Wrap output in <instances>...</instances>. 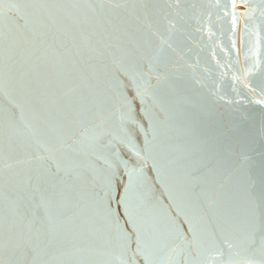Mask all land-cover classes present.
Returning <instances> with one entry per match:
<instances>
[{"label": "water", "instance_id": "95a60500", "mask_svg": "<svg viewBox=\"0 0 264 264\" xmlns=\"http://www.w3.org/2000/svg\"><path fill=\"white\" fill-rule=\"evenodd\" d=\"M25 1L0 5V264H264V0Z\"/></svg>", "mask_w": 264, "mask_h": 264}, {"label": "bare ground", "instance_id": "6f19581e", "mask_svg": "<svg viewBox=\"0 0 264 264\" xmlns=\"http://www.w3.org/2000/svg\"><path fill=\"white\" fill-rule=\"evenodd\" d=\"M55 1H58V0H55ZM32 5H35V3H34V0H27V1H25V2H23V4H20V6H24V9H25V7H27V6H32ZM158 4H156V6H157ZM109 6V5H108ZM10 7H12V8H18V9H20V10H22L23 12H25L26 10H24V9H22V8H20V7H18V6H15V5H13V6H10ZM9 7V8H10ZM28 8V7H27ZM30 15H32L31 14V12H30ZM60 16V15H59ZM47 18V20L45 21V22H53L54 20L56 21V20H58V18H56V19H54V18H52L51 16L50 17H46ZM32 19H33V17H32ZM30 20V19H29ZM54 23V22H53ZM36 25V24H35ZM34 25V26H35ZM27 26L25 25L23 28H21V29H19V30H16V31H22V30H24L25 28H26ZM9 38H11L12 39V37H9ZM57 43V40H54V41H52L50 44H49V46L46 48V50L48 49V48H50V47H55L56 44ZM45 50V51H46ZM44 51V52H45ZM100 57H98L97 56V58H98V60H102L103 62L104 61H107L108 60V58H107V56L105 55V53H102L101 55H99ZM74 78H71V77H69V76H65V78H64V81H66V82H68V83H72L74 80H73ZM79 198H81L80 196H78V195H76V194H73L72 196H70L69 197V202L71 203V202H73L74 204H72V205H68L67 206V208H66V211H68V212H73V209L76 207V209H78V208H80V207H82V205H81V203H79L80 202V199ZM79 203V204H78ZM76 205V206H75ZM36 206H38V204L36 203L33 207V211H38L39 210V208L38 207H36ZM82 210H86V207L84 206V207H82L81 208ZM34 214H35V212H34ZM35 217H36V214H35ZM35 217L33 218L32 216H30V218H28L27 219V221H28V224L29 223H31V222H33V220L35 219ZM31 218H33V220H31ZM31 220V221H30ZM36 220H34V223H36L35 222ZM39 221V220H38ZM79 228V226H76V227H74V230H78V231H82L83 229L82 228H80V229H78ZM37 241H35L34 239V242H35V244H39L40 246H42V236H39V237H37V238H35ZM25 246H27V248H31L32 246H33V244H32V242L30 241V243H29V241H27V242H25ZM38 257H40V256H42V254L39 252V254L37 255ZM40 261H42V259L40 260Z\"/></svg>", "mask_w": 264, "mask_h": 264}, {"label": "snow or ice", "instance_id": "6c2138e0", "mask_svg": "<svg viewBox=\"0 0 264 264\" xmlns=\"http://www.w3.org/2000/svg\"><path fill=\"white\" fill-rule=\"evenodd\" d=\"M3 3H4V0H0V5H3ZM134 99H136V97H133V100ZM125 104L128 107V109H129L128 117H129V119H132L133 118V114H132V103L130 101H128V100H125ZM115 178H116V172L113 171V173H112V180L110 181V186L114 185Z\"/></svg>", "mask_w": 264, "mask_h": 264}]
</instances>
